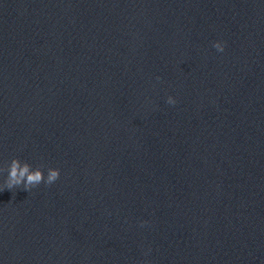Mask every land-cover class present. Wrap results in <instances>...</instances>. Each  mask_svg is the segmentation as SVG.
<instances>
[{
  "label": "water",
  "instance_id": "1",
  "mask_svg": "<svg viewBox=\"0 0 264 264\" xmlns=\"http://www.w3.org/2000/svg\"><path fill=\"white\" fill-rule=\"evenodd\" d=\"M121 0H0V169L26 162L71 95ZM7 171H0V203Z\"/></svg>",
  "mask_w": 264,
  "mask_h": 264
},
{
  "label": "clouds",
  "instance_id": "2",
  "mask_svg": "<svg viewBox=\"0 0 264 264\" xmlns=\"http://www.w3.org/2000/svg\"><path fill=\"white\" fill-rule=\"evenodd\" d=\"M214 47L222 52L225 45L221 42H216ZM167 102L174 105L176 100L169 97ZM5 170L8 173L5 180V189L9 190L22 186L24 190L30 191L41 183L51 185L60 177V169L58 168H49L48 174L45 177V173L41 167L33 169L31 164L22 162L19 158H14L6 169H0V171Z\"/></svg>",
  "mask_w": 264,
  "mask_h": 264
}]
</instances>
